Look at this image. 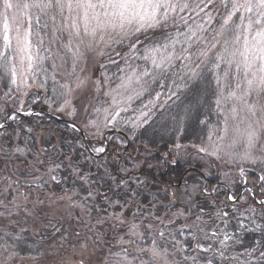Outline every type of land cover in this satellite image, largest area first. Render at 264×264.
Here are the masks:
<instances>
[{
    "label": "rangeland",
    "instance_id": "obj_1",
    "mask_svg": "<svg viewBox=\"0 0 264 264\" xmlns=\"http://www.w3.org/2000/svg\"><path fill=\"white\" fill-rule=\"evenodd\" d=\"M214 4H221L220 0H215L213 4L205 7V11L208 12ZM191 12V10H185L182 13L174 14L175 21L170 15L167 23L171 24L172 29L176 27L174 25L181 28L185 24L179 17L184 16L187 18ZM201 16L205 20L207 19L204 12H201L199 16L195 15L193 19L200 21ZM45 22H47L48 27L40 28L38 35L35 32L34 24L31 69L28 68L29 61L26 58L23 63L20 62L23 54L18 55L15 52L7 54V62L10 66L15 65L17 75L14 84L12 83V75L9 73L10 88L0 98V124H4L9 114L7 112L8 108L22 115H31L34 111L32 108L35 105L38 106L40 103H44L47 106L45 108L47 112L76 123L85 133L86 141L89 139L93 144L91 149L96 154L101 153H97L94 149L101 146L105 148L103 138L105 132L118 130L124 134L130 131V135H128L130 136V144L119 134L108 136L111 147L110 152L107 154L113 156V150L118 148V155L122 156L121 159L114 157L115 161L111 166H118L119 168H117L120 169V174L123 177L138 173L143 168L152 169L153 165L147 163V160L139 159L141 156H149L148 153L145 154V152L140 151L138 156H133L130 151L129 155H125L123 148L132 145L135 134L148 126L158 114L165 113L167 107L173 106L177 102L175 99L176 91L184 89L185 83L195 78L192 73L197 72L198 67L192 64V59H195L199 54L192 55L191 48L188 44L183 43L185 39L183 33L188 31V27L186 26L184 31L177 28L178 31L171 32V34L176 37L180 33L178 38L181 43L176 45L177 55L180 54L182 47H186L188 51L185 55H191V59L185 60L183 56L175 59L173 66L168 68L156 82H152L151 77H146L145 79L148 81V84L145 85L146 90L139 97H134L129 102L126 97L132 95L130 91L125 93L124 97H121L113 90L123 91L118 89L121 83L120 77L126 78L133 69H136L137 72L142 71L146 62L143 59H133L134 54L130 56L128 40H125L122 45L114 41L110 43V46L104 43L94 44L91 48L81 45L80 55L74 58L72 53L64 47L68 39L67 32L57 31L54 33L52 21L47 17H42L41 23ZM213 22L214 19L211 24L206 26L208 30ZM56 23L57 25L61 24L59 18ZM208 30L199 34L204 42ZM212 34L213 32L210 35ZM210 35H208V38ZM192 42L195 45L199 43L196 38H193ZM76 46V42L73 41V49ZM139 51L135 55H139ZM116 52H120L121 55L128 54V63L131 67H128L121 55H116ZM105 58L112 64V71H115L111 75L107 74L104 78L103 74L106 73L104 68L109 65L106 60L104 61ZM113 60L117 61L118 64L113 63ZM4 62V60H0V63ZM74 63L75 67H73ZM147 66L151 69L150 65ZM121 69H124V71H121ZM170 76H173L169 80L170 86L176 78L178 84L176 90H172V88L166 90L165 80ZM157 83H159V87L156 92L152 93V88ZM161 84H163V87H161ZM158 93L159 99L156 98ZM114 95L117 101L123 100V102L114 104L112 99ZM65 101L68 103H65ZM123 107H127L128 110L121 111L115 122H113L112 117L115 111ZM142 111L147 112L148 115L144 121L137 122L136 118ZM18 116H14L10 121L16 120ZM221 124L223 127V123ZM161 127L156 131L158 135H155L156 138L168 136L174 130L172 129L173 126L170 129L165 128L163 125ZM182 133L183 125L176 136L178 142L181 140ZM41 137L42 134L38 136L40 149L42 152L48 153L47 148L43 146V138ZM178 142L176 151L180 157L183 154L187 158L185 160L187 161L186 165H192L193 163L203 165L204 170L202 171L206 177L216 181L218 179L212 177L211 172L215 171V173L222 175L219 183H222L229 190V197H232L230 201L235 204L232 210L235 213L240 212L235 227L240 226V230L244 233L252 230H263L264 222L260 221L263 214L258 212L256 214L258 218L255 217L254 204H252L250 197L246 195L247 191H252V180L246 172L243 171L244 174L241 175L240 171L241 169L244 170L245 166L264 163V151L258 150L259 145L254 150L253 158L255 162H253L252 160L241 159L238 156H227L224 152L219 154L223 157L222 159L201 152L200 148L207 146L210 143L209 140L200 147H184ZM212 142L219 144L221 147L225 143L218 141L216 136H213ZM27 151L22 148L18 152L19 157L14 160L16 166V169H14L11 167L10 159L4 156L0 150V264H113L116 260H120L121 264H141V261H144L145 264H164L163 260H153L151 257L149 250L153 246V242L156 246H160L164 234H168L171 238L174 237L175 231L187 230L191 232L190 237L196 239L193 242L188 241V239L179 241L177 245L180 249L185 244L192 243L195 246L199 240L198 237L206 229L204 225L191 222V215L185 214L182 210L176 211L175 214H171L166 219L153 217L154 213L148 214L146 224H138L134 220V214L130 215L127 208L122 211L114 210L121 204L118 201H111L105 192L97 191L91 200L92 202L87 203L86 197L82 199L81 192H78V190L72 191L73 194H68L65 190H62V192L52 190L55 183L65 186V180L59 177L58 170L61 169V166L57 169L53 161H47V163L44 162L47 168L40 171L39 167L32 164L31 160L27 158L29 157ZM109 158L110 156H107L104 170H109L107 167L110 162ZM28 167L33 170L34 176H32L33 173H28V178H26L27 174L22 175L18 169L22 171V169ZM50 169L53 171H50ZM56 171H58L57 174ZM53 175L56 176V180L51 178ZM134 178L137 177L134 176ZM245 181L246 185L243 186ZM202 183H204L203 180ZM248 184L249 187L246 188ZM188 186L174 197L180 207H184L188 203L190 205L194 204L195 198L204 189V184L201 183H192ZM48 187L52 190V192H49L50 194L47 191ZM242 187L243 191L239 197L237 193L238 190H242ZM258 202L261 204V201ZM101 207H106L104 209V211H107L106 214H104ZM93 208H96V210ZM118 216L124 220V223L116 219ZM231 221V216H229L228 225ZM132 225H135V228H132ZM218 226L226 227V224ZM48 227H53L50 230V235L56 234L54 232L56 227H64L66 233L57 240L51 236L47 239L45 232H48ZM163 227H166V229ZM168 227L174 228L169 231ZM24 232L27 235L30 234V236L23 237ZM17 237L18 239L24 238V247H27L28 250L29 247L34 248L33 255L28 252L24 253L22 249H19ZM32 239L39 242V245H33ZM221 241H225L226 246L224 248H221ZM221 241L219 242V252L229 248L230 237ZM13 253H17V255H12ZM165 255L168 264H180L174 253L167 250ZM252 257V261L256 262L259 255Z\"/></svg>",
    "mask_w": 264,
    "mask_h": 264
},
{
    "label": "trees",
    "instance_id": "obj_2",
    "mask_svg": "<svg viewBox=\"0 0 264 264\" xmlns=\"http://www.w3.org/2000/svg\"><path fill=\"white\" fill-rule=\"evenodd\" d=\"M214 17L213 24L208 27L207 40L215 35L218 23L223 12L221 4H214L208 10ZM196 13L191 12L188 15L189 25L193 23V18ZM202 17V16H201ZM174 29L171 28V24L167 23L162 27L156 29H150L147 32L140 35L138 50H142L147 45H152L157 41H164L167 39L168 34L171 32L178 31L179 26L174 25ZM207 26V25H206ZM181 31L186 29L183 25L179 28ZM213 32L212 35H210ZM208 35L210 37L208 38ZM135 39V37H133ZM193 43V42H192ZM204 41L199 40L198 45L191 44L192 55H198V49L202 47ZM124 48V47H122ZM186 48V47H184ZM125 49V48H124ZM121 50V49H120ZM132 53H130V56ZM203 57L199 55L192 59V64L197 65V72L199 76L193 80H189L185 83L184 89L176 91L175 99L176 103L173 106L167 107L166 112H161L158 116L141 131L135 134L132 145L123 148L125 155H129L130 151L133 156H138L141 152L149 154V156H141L139 159L147 160V163L153 165L152 169H141L138 173L131 174L130 176L123 177L120 174V169L116 165L111 166L114 163L115 158L121 159L118 155V148L113 150L112 154H107L110 150L99 157L93 156L89 151L92 148L91 141H84L82 134L72 128L70 125L62 124L56 120L50 119L47 116L35 115L31 117H20L16 120L9 121V123L0 130V150L3 155L10 159L11 167L16 169L14 160L19 157L18 152L25 148L29 153V160L32 164L39 167V170L47 168L45 163L47 161H53L56 166H61L59 169V177L65 180V186L63 184H54L52 190L61 191L65 190L68 194H73L74 190L81 192V198L86 197V202L91 203L92 198L96 192H105L106 196L111 201H118L121 205L116 207L114 210L122 211L124 208L129 210L130 215L134 214V220L138 224H146V218L148 214L154 213L153 217L167 218L171 214H175L176 211L182 210L185 214L191 215L190 220L193 223L201 224L206 227L202 235H200L199 243L202 247L207 248V251H201L196 248L194 244H185L180 249L177 245L179 241L193 242L196 238H191L190 233L187 230L175 231L174 237L169 238L168 234H164L160 247L166 249L171 253H174L175 258L180 264H194L191 257H197L199 264H205L208 259L212 260V264H237L236 261L231 260L232 256L243 253L246 248L251 249L256 247V241L264 243V229L261 231H250L244 233L237 226V219L239 214L232 210L235 205L229 199V190L226 186L219 183V179L222 178L221 174L217 172H211L212 177H216L218 180L209 179L203 173L204 166L193 163L192 165H186L187 158L180 157L176 151L177 140L176 136L180 132L183 125V133L181 136V146H194L200 147L206 144L209 133L215 127L222 128L223 117L217 112L215 106L216 93L218 91L215 83V74L205 68L202 63ZM109 64L104 68L103 77L107 74L111 75L112 64ZM135 62V61H133ZM175 63V62H174ZM134 64V63H133ZM223 67V65H222ZM9 73L0 70V98L3 93L10 88V77ZM170 76L165 80L166 90H176L178 84L176 78L170 86ZM223 85V84H222ZM159 87V83L153 86L152 93L156 92ZM150 93V94H152ZM46 104L40 103L38 106H34L33 112H47ZM11 108L7 109V112L11 113ZM183 114V115H182ZM174 129L168 136L157 135V129L162 128ZM171 132V131H170ZM42 134L43 146L47 148V152H42L40 149V143L38 136ZM124 137L128 143L130 142V131L126 133H118ZM116 135V133L112 134ZM111 135V136H112ZM158 136V135H157ZM130 144V143H129ZM136 144V145H135ZM50 149V150H49ZM53 149V150H52ZM92 150V149H91ZM107 156H110V162L107 164L109 170H104V164ZM115 157V158H114ZM108 160V159H107ZM45 162V163H44ZM189 164V163H188ZM111 166V167H110ZM118 167V168H117ZM22 175L28 173L34 176L33 170L28 167L27 169H18ZM56 171V174L58 173ZM247 173V176L252 180L251 185L252 191H247L248 195L253 202L255 207V217L258 212H261V222H264V203L259 204L258 201H264V181H261L259 177L264 175V163H257L255 165L245 166L243 170ZM37 174V173H36ZM137 177V178H134ZM202 180L204 183H202ZM61 183V182H60ZM204 184L203 191L194 200V204H186L184 207H180L174 199L183 188L189 187L190 184ZM246 185V181L243 186ZM249 187V184L246 188ZM52 190L47 189L48 193ZM129 194L133 192H139L140 195H125V191ZM57 191V192H58ZM243 191L238 190L237 195L240 197V193ZM64 193V191H63ZM50 194V193H49ZM88 197V198H87ZM238 197V198H239ZM130 206V207H129ZM102 208V207H101ZM106 207L102 208L104 211ZM96 210V208H93ZM136 210V213H135ZM219 213V215H218ZM227 213V215H224ZM231 216V222L228 225V217ZM199 217V219H197ZM255 218V219H256ZM158 223V221H157ZM226 224V227H219ZM218 226V227H213ZM53 227H48V232H45V237L49 239L51 236L57 240L61 238L66 230L64 227L54 228L55 235H50V230ZM166 229V227H163ZM174 227H168L170 231ZM216 235L213 236L212 233ZM227 237H230L229 248L225 249L224 254L226 259H221L219 255V242ZM27 233H23V237ZM30 236L27 235V237ZM49 237V238H48ZM36 238V237H34ZM37 239V238H36ZM44 239V238H43ZM33 240V239H32ZM177 240V242H176ZM45 241V240H44ZM19 249H22L24 253H33V249L24 247V238L17 240ZM33 240V245L38 244ZM196 243V244H197ZM39 245V244H38ZM45 246V245H44ZM48 246V243H47ZM23 253V254H24ZM33 255V254H32ZM259 255V252L253 254V256ZM185 256L189 257L185 259ZM245 256H241V259H245ZM251 260L253 257L250 258ZM253 264H257V261Z\"/></svg>",
    "mask_w": 264,
    "mask_h": 264
},
{
    "label": "snow or ice",
    "instance_id": "obj_3",
    "mask_svg": "<svg viewBox=\"0 0 264 264\" xmlns=\"http://www.w3.org/2000/svg\"><path fill=\"white\" fill-rule=\"evenodd\" d=\"M214 2L215 0H0V60L5 61L0 63V70L11 73L12 83H16L15 65L10 66L7 62V54L10 52L23 54L20 62L23 63L26 58L29 61L28 68L31 69L34 24L38 35L40 28L48 27L47 22L41 23L42 17H47L54 25V33L67 32L68 39L64 47L74 58L80 55L81 45L91 48L98 43L110 46L113 41L121 45L125 40L129 41V53L134 54L133 59H143L146 65L142 71L137 72L133 69L126 78L120 77L118 89L123 91L114 89L113 92L124 97V94L130 91L132 95L126 97L130 102L146 90L145 85L148 84L146 77H151L152 82H156L173 66L175 59L181 56L185 60L191 59V55H185L187 48L182 47L180 54L177 55L176 45L181 43L178 38L180 33L176 37L168 34L166 40L145 46L139 51V55H135L138 52L137 44L142 42L140 35L150 29L164 26L170 15L175 21L174 14L178 12L191 10L197 16L204 12L207 19L204 17H201L200 21L193 19L192 25L188 24L186 17H179L188 27V31L183 33L185 37L183 43L191 47L193 38L199 41L201 39L199 34L206 32L208 30L206 25L211 24L214 19L210 11H205V7ZM220 3L223 12L215 35L211 41L204 38L205 42L198 49V54L204 58L202 63L205 68L215 74L218 91L214 103L217 112L223 117V127L213 128L208 135L210 143L201 147L200 151L218 159L223 158L219 154L224 152L227 156H238L255 162L253 157L257 145L259 151H264V0H220ZM58 18L61 21L59 25L56 23ZM73 41L77 45L75 49L72 47ZM116 55L121 53L116 52ZM121 58L128 67H131L128 63V54L121 55ZM112 62L118 64L115 60ZM147 65H150L151 69ZM192 75L197 77L200 73L193 72ZM156 98L159 99V93ZM112 99L114 104L123 102L117 101L115 95ZM127 110V107L118 108L112 117L113 122L121 111ZM147 115V112L142 111L136 118L137 122L144 121ZM4 127V124H0V128ZM213 136H216L218 141L225 142L224 146L213 143ZM94 151L103 153L105 148L101 146ZM240 171L243 175V169ZM51 178L56 180L54 175ZM259 179L264 181V175ZM125 195L139 196L140 193L129 194L126 190ZM116 219L124 223L120 216ZM132 228H135V225H132ZM212 235L215 236L216 233L213 232ZM227 239L229 237L225 234V240ZM220 243L221 248L226 246L225 241ZM195 247L201 251L208 250L199 243ZM149 251L153 260H163L164 264H168L166 249L162 250L153 242ZM256 252H259L257 264H264V243L261 241H256V247L246 248L243 253L232 256L231 260L237 264H253L250 258ZM219 255L221 259L227 258L224 251H220ZM241 256L246 258L241 259ZM188 258L185 256V259ZM191 259L194 264H199L197 257L193 256ZM113 264H121V261L116 260ZM141 264L145 262L141 261ZM205 264H212V260H206Z\"/></svg>",
    "mask_w": 264,
    "mask_h": 264
},
{
    "label": "water",
    "instance_id": "obj_4",
    "mask_svg": "<svg viewBox=\"0 0 264 264\" xmlns=\"http://www.w3.org/2000/svg\"><path fill=\"white\" fill-rule=\"evenodd\" d=\"M14 114H19V113H17V112H14V113H12V114H10L8 117H7V119H6V124H7V122L9 121V119L14 115ZM38 113H34V115H37ZM25 117V116H24ZM27 117V116H26ZM54 120H56V121H59L60 123H63V124H68V125H71V126H73L74 128H78L77 127V125L75 124V123H73V122H71V121H68L67 119L66 120H61V119H57V117L55 118V117H52ZM0 129H2V128H0ZM114 131H112V132H107L106 134H105V140L107 141V135L108 134H110V133H113ZM83 135V137H84V134H82ZM83 139H85L86 140V138L84 137ZM109 148H110V146H109V143H107V145H106V150L108 151L109 150ZM90 151V150H89ZM106 151V152H107ZM90 153H92L91 151H90ZM95 157H99V156H97V155H94Z\"/></svg>",
    "mask_w": 264,
    "mask_h": 264
}]
</instances>
